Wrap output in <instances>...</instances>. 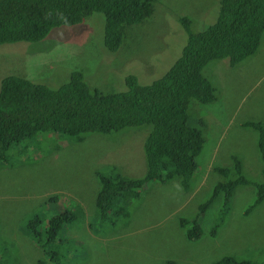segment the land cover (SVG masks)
Instances as JSON below:
<instances>
[{"label": "rangeland", "instance_id": "obj_1", "mask_svg": "<svg viewBox=\"0 0 264 264\" xmlns=\"http://www.w3.org/2000/svg\"><path fill=\"white\" fill-rule=\"evenodd\" d=\"M219 1L155 0L151 15L130 25L113 52L104 46V16L99 12L74 25L56 26L40 41L2 44L0 80L17 74L57 87L79 70L92 89L125 90V77L131 73L149 84L182 52L187 32L178 17L189 16L191 32L201 31L216 20ZM203 73L217 87L218 100L190 101L189 122L199 126L197 119H202L205 138L190 188L185 191L178 178L146 182L124 208L122 204L124 216L120 209L107 219L97 212V173L116 169L128 178L144 175L143 142L151 125L88 132L82 140L45 132L12 144L7 159H0V263L213 264L226 258L224 264H264V200L254 204L253 184L261 180L264 161L256 132L241 126L246 119L264 122V33L256 53L238 66L214 60ZM213 145L217 151L210 155ZM232 154L240 158L249 183L235 188L221 222V197L199 207L223 178L213 166L231 165ZM65 209L78 216L61 229L62 245L68 246L56 251L44 240L40 247L28 235L31 215L37 213L46 222ZM193 223L200 235L189 239L186 233Z\"/></svg>", "mask_w": 264, "mask_h": 264}, {"label": "trees", "instance_id": "obj_2", "mask_svg": "<svg viewBox=\"0 0 264 264\" xmlns=\"http://www.w3.org/2000/svg\"><path fill=\"white\" fill-rule=\"evenodd\" d=\"M154 1L0 0V45L40 41L56 26L74 25L99 12L104 16V46L108 51H115L128 27L151 15ZM178 20L187 32L182 52L164 74L149 84H141L131 73L125 77V90L102 91L98 87L90 88L79 70L71 71L68 81L57 87L17 74L2 77L0 159H7V150L12 144L40 133L54 132L82 140L88 132L108 133L125 127L151 125L143 142L145 174L128 178L116 169L110 174L98 172L97 212L102 219H107L111 214L117 216L120 209L124 216L127 210L122 208L151 180L166 182L178 178L187 191L205 143L204 121L198 118L199 126L189 122L190 101L209 104L218 100L217 87L204 75L203 67L221 59L235 67L256 53L264 33V0H220L216 20L198 32H191L189 16H180ZM241 126L256 132V146L264 161V122L246 119ZM231 160V165L213 166L223 178L215 183L210 198L199 207L206 208L215 197H221L223 209L218 213L221 222L235 188L249 183L242 173L240 158L232 154ZM253 184L256 204L264 200V169L261 180ZM251 207L249 205L245 212ZM32 217L33 221L27 224L31 229L28 235L45 240L56 251L68 246L62 245L61 229L78 218L75 211L65 209L46 222L37 213ZM199 235L200 228L193 223L186 236L196 239ZM37 244L45 245L44 242ZM49 248H46L48 253ZM225 260L213 264H224ZM234 264L256 263L236 260Z\"/></svg>", "mask_w": 264, "mask_h": 264}, {"label": "crops", "instance_id": "obj_3", "mask_svg": "<svg viewBox=\"0 0 264 264\" xmlns=\"http://www.w3.org/2000/svg\"><path fill=\"white\" fill-rule=\"evenodd\" d=\"M217 151V145H213L210 149H209V154L212 155Z\"/></svg>", "mask_w": 264, "mask_h": 264}, {"label": "clouds", "instance_id": "obj_4", "mask_svg": "<svg viewBox=\"0 0 264 264\" xmlns=\"http://www.w3.org/2000/svg\"><path fill=\"white\" fill-rule=\"evenodd\" d=\"M116 51V50H115ZM113 52V51H111ZM126 74V73H125ZM32 239H34L36 242H41V239L39 237H33L31 235H29Z\"/></svg>", "mask_w": 264, "mask_h": 264}]
</instances>
